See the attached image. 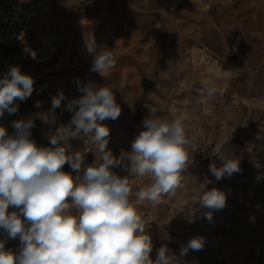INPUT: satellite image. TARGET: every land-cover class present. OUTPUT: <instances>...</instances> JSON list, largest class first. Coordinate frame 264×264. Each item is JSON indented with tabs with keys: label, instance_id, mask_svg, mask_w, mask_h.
<instances>
[{
	"label": "rangeland",
	"instance_id": "rangeland-1",
	"mask_svg": "<svg viewBox=\"0 0 264 264\" xmlns=\"http://www.w3.org/2000/svg\"><path fill=\"white\" fill-rule=\"evenodd\" d=\"M24 1L46 10L14 51L2 52L11 55V68L33 78L31 96L18 101L23 118L34 121L40 147L80 152L82 168L99 158L94 132L58 145L48 140L68 124L67 105L86 86L111 88L121 108L116 120L101 122L115 157L131 152L146 117L180 121L188 165L159 203L136 196L154 182L150 175L112 169L129 179L130 203L151 237L150 259L166 247L171 264H264V0ZM48 36L57 46L41 64L31 54L40 53ZM90 37L114 60L102 74L92 71ZM61 93L60 107L50 112ZM224 159L238 161L240 171L217 180L209 165L221 168ZM63 171L77 175L67 163ZM212 189L225 195L223 208L198 202L200 190ZM193 237L203 248L182 255Z\"/></svg>",
	"mask_w": 264,
	"mask_h": 264
},
{
	"label": "clouds",
	"instance_id": "clouds-1",
	"mask_svg": "<svg viewBox=\"0 0 264 264\" xmlns=\"http://www.w3.org/2000/svg\"><path fill=\"white\" fill-rule=\"evenodd\" d=\"M86 44L94 55L92 71L102 74L114 67L111 53L97 50L94 37ZM33 83V78L18 67L9 70L0 80V117L5 111H18L14 101L28 99ZM82 91L80 98L67 105L73 113L68 124L56 128L48 140L50 145H58L78 138L82 132H94L91 140L100 155L83 168L80 152L69 155L62 146L54 150L37 146L31 139L32 119L13 121L14 135L0 126V229L7 239L20 241L18 252L13 253L5 250L6 240H0V264H171L166 247L158 250L155 262L150 259L151 237L130 203L129 179L112 169L123 165L138 176L150 175L154 182L136 196L140 201L159 203L162 195L179 186L180 173L188 165L180 121L165 123L146 117L131 152L115 157L107 149L109 129L101 123L116 120L121 114L113 90L86 86ZM62 99V93L52 98L50 112L60 107ZM35 106L40 107V102ZM125 160L130 161V167ZM66 163L76 176L63 171ZM209 170L219 180L240 168L238 161L224 159L221 168L210 164ZM200 192L202 207H224L222 192ZM10 205L19 213H9ZM203 243L200 237H193L181 254L188 249L201 250Z\"/></svg>",
	"mask_w": 264,
	"mask_h": 264
},
{
	"label": "built area",
	"instance_id": "built-area-1",
	"mask_svg": "<svg viewBox=\"0 0 264 264\" xmlns=\"http://www.w3.org/2000/svg\"><path fill=\"white\" fill-rule=\"evenodd\" d=\"M45 10L46 8L42 4L28 6L23 3V0H0V80L4 79L11 69V55H5L2 49L8 50L9 52L14 51ZM56 46V37L48 36L44 41L40 53L31 54V57L38 63H46ZM14 105L18 106L16 113L9 114L5 111L4 115L0 117V126L5 127L9 135H14L15 133L12 122L24 119L20 111L18 99L14 101ZM31 139L35 141L37 146H41L36 128L31 132ZM8 212H13L11 205L9 206ZM0 240H6V251L18 252L20 247L19 238L7 239L4 230L0 229Z\"/></svg>",
	"mask_w": 264,
	"mask_h": 264
},
{
	"label": "crops",
	"instance_id": "crops-1",
	"mask_svg": "<svg viewBox=\"0 0 264 264\" xmlns=\"http://www.w3.org/2000/svg\"><path fill=\"white\" fill-rule=\"evenodd\" d=\"M24 4H26V5L30 6V5H29V4H27L25 1H24Z\"/></svg>",
	"mask_w": 264,
	"mask_h": 264
},
{
	"label": "bare ground",
	"instance_id": "bare-ground-1",
	"mask_svg": "<svg viewBox=\"0 0 264 264\" xmlns=\"http://www.w3.org/2000/svg\"><path fill=\"white\" fill-rule=\"evenodd\" d=\"M28 117V116H27ZM27 119V118H26Z\"/></svg>",
	"mask_w": 264,
	"mask_h": 264
}]
</instances>
